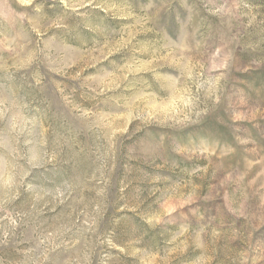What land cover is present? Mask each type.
<instances>
[{"label": "rangeland", "instance_id": "rangeland-1", "mask_svg": "<svg viewBox=\"0 0 264 264\" xmlns=\"http://www.w3.org/2000/svg\"><path fill=\"white\" fill-rule=\"evenodd\" d=\"M0 264H264V0H0Z\"/></svg>", "mask_w": 264, "mask_h": 264}]
</instances>
